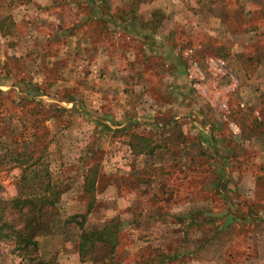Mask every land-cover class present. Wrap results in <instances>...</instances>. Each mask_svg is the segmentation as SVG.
<instances>
[{
	"label": "rangeland",
	"instance_id": "rangeland-1",
	"mask_svg": "<svg viewBox=\"0 0 264 264\" xmlns=\"http://www.w3.org/2000/svg\"><path fill=\"white\" fill-rule=\"evenodd\" d=\"M45 3L47 12L30 16L51 30L43 48L32 33L23 35V10L13 18L15 58H2L10 52L3 46H10L9 39L0 38L3 212L15 206L33 220L41 257L53 264H240L253 259L264 232V96L256 102L244 93L255 82L240 81L227 56L197 57L192 44L203 31L191 38L173 34L165 48L171 71L161 61L156 64L161 69L131 67L123 55L133 52L125 39L90 48L88 37L96 32L89 24L97 22L99 35L108 31L94 20V11L96 17L89 19L93 7L99 16L104 7L116 16L126 13L141 35L162 18L152 0ZM189 7L190 13L175 21L200 23L195 4ZM78 20L80 30L69 31L72 41L54 31L60 22ZM175 21L167 19L163 30L164 16L162 30L156 31L175 32ZM110 70L118 76L114 83L107 82ZM122 77L125 89L119 90ZM151 142L155 150L147 155ZM87 169L95 186L83 192L90 181L82 178ZM49 186L54 192L46 194ZM72 214L77 217L71 222L81 225L64 227L63 219ZM81 233L108 241L92 246L80 240ZM110 239L115 247L108 254ZM7 250L8 244H0V264H26Z\"/></svg>",
	"mask_w": 264,
	"mask_h": 264
},
{
	"label": "crops",
	"instance_id": "crops-1",
	"mask_svg": "<svg viewBox=\"0 0 264 264\" xmlns=\"http://www.w3.org/2000/svg\"><path fill=\"white\" fill-rule=\"evenodd\" d=\"M45 1L50 2L51 0H0V21L3 23V27L0 28V38L6 43H8L7 39H9L10 46L8 47L7 44L3 46L10 52H4L2 58H15L12 55L17 56L16 52H14L17 49V44L12 42L14 37L13 30L15 29V21L13 18L15 17L14 13L20 10H23L26 14L25 33L23 32V35H30L32 33L35 37L34 42L36 44H42L40 46L43 48L47 38H49V31L51 30L44 26L43 23H35V21L30 20V16L35 17L37 14L41 15L43 12H47V6H45L47 2L44 4ZM183 1L184 5L180 3V0H152L154 8L162 15V18L160 21L156 19L153 22L152 27L148 29L150 32L141 35L135 32V27L132 29L133 31H129L120 25H109L108 31L105 34L99 35L97 22L94 26L89 24L90 26L88 27L96 32L91 33L88 37L89 46L90 48H98L100 45L103 47L111 39H125L128 41L126 44H131L129 48L133 51L131 55L128 52L123 53L126 58L130 59L131 67L137 63L143 69H146L148 66L161 69L160 65L164 64L162 66L164 68L168 66L166 69L171 71L170 66L173 63L168 57V50L165 48L173 40V34H181L189 36L187 38H191V36H195L197 31H203V33L199 34L201 35L200 39L195 43L192 42V45L195 47L194 54L200 58L207 55L218 56L217 54L221 52L226 53V56L231 58V65L239 80L248 79L255 82L253 86H250L247 90L245 89L246 92L244 94L248 97H254L256 102H258V96H264V0ZM189 3L195 4L197 7L200 23L191 20L175 21L178 16L183 15L185 17L190 13ZM116 11H120V9L117 8ZM163 15L166 18V22L163 24L162 29L165 30L170 24L167 22V19H170L176 22L175 32L169 31L166 34L157 32L158 29H161ZM58 25L54 31L57 32L60 38L64 36L63 40L66 42L71 40V37L74 38L73 35L71 37L69 36V31L72 30L75 32L76 28H79V30L81 28L79 20L68 24H62L60 22ZM151 29L154 30V33H151ZM39 37L40 40H37ZM126 46L128 47V45ZM134 54L137 58L142 54L143 58L136 60L133 58ZM40 55L43 54L41 53ZM159 58L162 59L159 60ZM158 61L162 62L159 66L156 65L159 64ZM151 62L152 64H149ZM116 78L118 76H116L115 70L107 72V82H113ZM121 79L123 84H121V88L117 85L119 90L125 89L123 87L125 78L122 77ZM256 87L260 90L254 91ZM175 100L177 98H173L172 103ZM126 120L130 122L129 118H126ZM108 122L117 125L113 120ZM151 145L153 146L147 151V155H152L155 150V142H151ZM143 152L141 150L136 154ZM89 171L90 169H87L86 173ZM82 178L88 177L86 174H83ZM83 186L84 184L82 188ZM241 192L249 193V190L246 188L245 190L242 189ZM244 199H247V197L244 196ZM256 232L258 234L261 231L257 230ZM261 235V237H257V242L254 246V258L242 260L240 264H262L261 262L264 261V232H261Z\"/></svg>",
	"mask_w": 264,
	"mask_h": 264
},
{
	"label": "trees",
	"instance_id": "trees-1",
	"mask_svg": "<svg viewBox=\"0 0 264 264\" xmlns=\"http://www.w3.org/2000/svg\"><path fill=\"white\" fill-rule=\"evenodd\" d=\"M100 3L102 0H99ZM91 3V2H90ZM105 8L104 15L98 14V10H96L93 7V10L89 14V19H92V15L94 17L95 21H99L100 26H104L105 30L109 29V25H120L124 27L125 29L129 31H133L132 29L135 27L136 30V24L132 23V21L129 19V17H126V13L121 12L119 16H116L118 14L109 13L107 7ZM93 11L96 13V15L93 14ZM120 13V12H119ZM106 16V17H105ZM104 17V18H100ZM122 22V23H120ZM3 27L2 21H0V28ZM8 27V25H7ZM147 32H150L149 30H146ZM5 33V32H4ZM7 33V32H6ZM220 57L225 58L226 53L221 52L217 54ZM91 171L87 173V177L90 179L89 182L86 184L84 183V186L82 188L83 192L92 191L94 190V182H95V176H90ZM53 186H49L47 188H51ZM45 188L46 194L48 192L53 193L54 190L51 188V191ZM54 188V187H53ZM58 189V188H57ZM58 195H60V190L58 189V192H56ZM0 205H2L0 203ZM19 209L15 206L10 207L7 209V211L3 212V207L0 206V244H8V254L11 256L16 257L19 263H26V264H53L52 259L48 258L45 260L43 257H41V254L38 249V244L36 241V238L38 237V234L33 226V220H30L29 216L27 214H24L22 212L18 211ZM4 214V215H3ZM74 214L70 215L69 217H66L63 222L64 227L66 224L73 223L74 225H81L80 222H71V220H75ZM82 217V216H80ZM84 216L81 220H83ZM109 220H115V217ZM109 220L107 222H109ZM62 224V225H63ZM63 227V226H62ZM80 240L84 241H90L91 245L93 246V243L96 241H108L105 239V237L96 236L95 233H81L79 236ZM108 250L107 253H112L115 247V242L113 239L109 240ZM108 253V254H109ZM2 254L0 253V257ZM2 261V260H1ZM109 263H112L111 258L108 260ZM92 262L97 263L94 261V258L92 257ZM103 263V262H99ZM108 263V262H107Z\"/></svg>",
	"mask_w": 264,
	"mask_h": 264
},
{
	"label": "built area",
	"instance_id": "built-area-1",
	"mask_svg": "<svg viewBox=\"0 0 264 264\" xmlns=\"http://www.w3.org/2000/svg\"><path fill=\"white\" fill-rule=\"evenodd\" d=\"M187 51L190 52V49H188ZM185 53H186V52H185ZM208 58H221V57H208ZM216 61H217V63H218L219 65H222V64H223V61H222L221 59H217ZM190 75H191V73H190Z\"/></svg>",
	"mask_w": 264,
	"mask_h": 264
}]
</instances>
